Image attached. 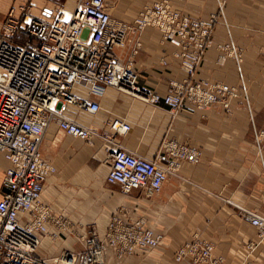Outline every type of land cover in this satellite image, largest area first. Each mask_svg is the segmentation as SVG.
<instances>
[{
  "label": "crops",
  "instance_id": "1",
  "mask_svg": "<svg viewBox=\"0 0 264 264\" xmlns=\"http://www.w3.org/2000/svg\"><path fill=\"white\" fill-rule=\"evenodd\" d=\"M157 1L105 0L111 17L128 23L144 6ZM1 2L7 10L18 0ZM169 2L193 18L207 16L221 6L224 15L213 31L214 45L206 50L193 79L235 86L236 96L228 110L220 104L199 110L185 102L172 115L162 103L153 105L114 88L97 97L77 87V93L97 102L99 109L89 113L66 106L63 114L70 120L98 134L108 133V122L115 117L129 124L125 134L113 136L112 146L154 159L161 142L172 139L197 148L200 157L196 163L180 161L157 194L147 196L142 190L125 194L118 184L105 180L110 167L98 135L89 144L61 132L52 120L39 149L55 171L46 177L40 200L68 221L69 230H54L57 238L42 237L39 252L45 256L81 250L78 236L90 224L103 238L112 213L123 208L130 219L145 217L153 231L163 235L162 240L122 260L108 256V264H192L190 257L175 259L177 248L192 238L208 242L213 255L225 264H264V237L259 239L257 228L246 219L248 213L264 217V139L260 144L256 141V133L264 131V0ZM60 3L72 8L76 0H61L54 7ZM39 14L40 10L35 13ZM140 39L134 58L137 83L163 95L170 81H181L186 74L156 28L146 27ZM228 43L238 61L216 47ZM0 165H7L1 154ZM4 191L0 173V198Z\"/></svg>",
  "mask_w": 264,
  "mask_h": 264
},
{
  "label": "built area",
  "instance_id": "2",
  "mask_svg": "<svg viewBox=\"0 0 264 264\" xmlns=\"http://www.w3.org/2000/svg\"><path fill=\"white\" fill-rule=\"evenodd\" d=\"M222 15L219 6L218 11L193 18L173 9L169 0L144 6L131 23L112 18L105 0H76L72 8L60 3L41 8L39 15L25 8L19 14L13 7L7 9L0 19V154L7 162L5 167L0 165L5 188L0 198V264H108V256L122 260L160 244L163 235L154 232L145 217L130 219L120 208L112 213L103 238L90 224L78 236L81 250H63L56 256L41 254L42 237L57 238L54 230H69V225L40 200L44 181L55 167L42 157L39 146L52 120L61 132L89 144L98 135L110 167L105 177L108 184H118L125 194L134 190L147 196L159 193L180 161L198 162L197 148L165 139L157 156L147 159L112 146L113 136L130 128L123 119L112 118L108 133L98 134L70 120L63 109L74 106L97 112V102L77 93L76 88L81 87L97 97L114 88L153 105L162 103L172 115L185 102L199 110L215 104L228 110L238 91L235 86L193 79L206 50L214 45L213 31ZM146 27L156 28L162 40L172 46L173 56L186 74L181 81H170L163 95L137 83L134 58ZM19 32L22 40H18ZM216 47L238 61L232 44ZM263 139L264 131L257 132V143ZM246 219L258 229V238H263L264 217L248 213ZM186 257L194 264H222L212 255L211 245L198 238L176 250V260Z\"/></svg>",
  "mask_w": 264,
  "mask_h": 264
},
{
  "label": "rangeland",
  "instance_id": "3",
  "mask_svg": "<svg viewBox=\"0 0 264 264\" xmlns=\"http://www.w3.org/2000/svg\"><path fill=\"white\" fill-rule=\"evenodd\" d=\"M14 1V0H12ZM61 0H18L17 4L14 5L12 4V7L14 9V12L15 14H19V12L22 10V8H25L27 9L28 11H30L31 13L35 14L37 13V11L41 10V7H43L44 5H47L49 7H54V4L56 2H60ZM13 3V2H12ZM53 4V5H52ZM3 3L1 2L0 3V19L3 17V15L5 14V12L7 10H3V7H2ZM57 5V4H56ZM4 13V14H3ZM22 34L21 32H19L17 35L18 40H22ZM24 39V38H23ZM258 230V229H257ZM258 233V232H257ZM258 237V236H257ZM193 239V238H192ZM259 239H262V238H259ZM205 243L209 244L208 242L205 241ZM253 244V243H252ZM210 245V244H209ZM179 248V247H178ZM177 248V249H178ZM144 251V250H143ZM141 252V251H139ZM176 253V252H175ZM136 254V253H135ZM213 255V253H212ZM214 256V255H213ZM215 258H220L222 264H225V262L223 261V259L221 257H218V256H214ZM190 261L192 262V260L190 259ZM192 264H194L192 262Z\"/></svg>",
  "mask_w": 264,
  "mask_h": 264
}]
</instances>
